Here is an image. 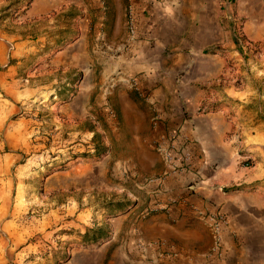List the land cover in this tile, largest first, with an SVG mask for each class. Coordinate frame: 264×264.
Returning <instances> with one entry per match:
<instances>
[{
    "label": "rangeland",
    "instance_id": "rangeland-1",
    "mask_svg": "<svg viewBox=\"0 0 264 264\" xmlns=\"http://www.w3.org/2000/svg\"><path fill=\"white\" fill-rule=\"evenodd\" d=\"M32 2L0 0V264H133L127 212L167 130L152 94L180 119L264 122V0H216L215 19L166 4L161 36L133 0L109 27L103 0L54 20Z\"/></svg>",
    "mask_w": 264,
    "mask_h": 264
},
{
    "label": "crops",
    "instance_id": "crops-1",
    "mask_svg": "<svg viewBox=\"0 0 264 264\" xmlns=\"http://www.w3.org/2000/svg\"><path fill=\"white\" fill-rule=\"evenodd\" d=\"M89 1L33 0L31 14L54 20L57 15L67 17L75 13L88 19L95 15L89 12L92 7ZM103 1L107 4L105 19L109 27L111 4L123 0ZM184 1L189 12L198 11L201 18L207 13L208 18L215 19L216 0H133L139 9H145L146 30L154 36H161L165 29L166 4L175 14L184 8ZM193 3H197L195 9ZM66 50L60 57L68 55ZM152 95L167 118L166 129H178L189 139L192 160L186 174H170L155 183L144 178L139 183L144 199L136 202L127 214L136 211L143 216L129 239L144 244L132 247L130 261L133 264H264V122H250L236 130L229 124L212 121L201 124L200 118L180 119L183 103L178 101L179 97L166 92ZM153 150L155 162L144 160V170L158 176L164 164ZM143 174L139 172L136 177ZM215 210L223 212L228 222L221 232L219 255L212 250L209 223L199 215Z\"/></svg>",
    "mask_w": 264,
    "mask_h": 264
},
{
    "label": "built area",
    "instance_id": "built-area-1",
    "mask_svg": "<svg viewBox=\"0 0 264 264\" xmlns=\"http://www.w3.org/2000/svg\"><path fill=\"white\" fill-rule=\"evenodd\" d=\"M128 28L131 29V21L128 19ZM154 149L160 155L164 170L150 182L162 181L170 174H186L191 167L192 151L187 136L178 129H168L154 142ZM206 219L212 230L213 247L215 254H220L221 232L227 226V218L220 210L212 212H199Z\"/></svg>",
    "mask_w": 264,
    "mask_h": 264
}]
</instances>
